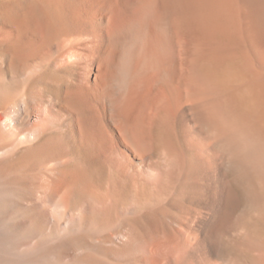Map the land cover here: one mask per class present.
Listing matches in <instances>:
<instances>
[{
    "label": "bare ground",
    "instance_id": "1",
    "mask_svg": "<svg viewBox=\"0 0 264 264\" xmlns=\"http://www.w3.org/2000/svg\"><path fill=\"white\" fill-rule=\"evenodd\" d=\"M0 264H264V0H0Z\"/></svg>",
    "mask_w": 264,
    "mask_h": 264
}]
</instances>
